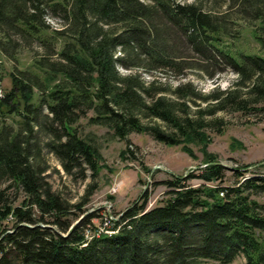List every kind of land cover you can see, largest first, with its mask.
I'll return each mask as SVG.
<instances>
[{
  "label": "trees",
  "instance_id": "obj_1",
  "mask_svg": "<svg viewBox=\"0 0 264 264\" xmlns=\"http://www.w3.org/2000/svg\"><path fill=\"white\" fill-rule=\"evenodd\" d=\"M226 1L233 12L174 0H0V53L14 63L22 50L32 55L0 97V118L20 123L0 124V264H231L240 256L244 264H264V204L255 198L264 193V177L222 186L225 168L206 151V130L224 128L206 115L264 117V0ZM231 18L252 26L261 54L237 48ZM180 48L197 54L208 77L210 67H229L236 74L231 87L202 95L191 83L169 89L143 79L139 70L183 76L192 67ZM81 119L119 140L150 135L192 158L189 145L202 147L203 167L159 182L166 188L159 204L146 210L145 193L124 211L117 234L86 242L93 215L70 229V209L81 210L97 185L88 184L81 205L70 208L48 183L44 159L52 154L67 175L77 170L86 178L89 169L98 176L102 156L78 134ZM230 147L243 144L231 140Z\"/></svg>",
  "mask_w": 264,
  "mask_h": 264
},
{
  "label": "rangeland",
  "instance_id": "obj_2",
  "mask_svg": "<svg viewBox=\"0 0 264 264\" xmlns=\"http://www.w3.org/2000/svg\"><path fill=\"white\" fill-rule=\"evenodd\" d=\"M174 1L180 4L197 3L204 9L222 11V13L233 12L228 7L230 2L226 0ZM47 21L53 27L60 26L59 20L48 19ZM227 21L233 33L239 31L238 49L252 54H261L260 46L251 34L250 27L252 26L245 25L243 21H238V18H231ZM187 48H180L179 56L188 57V63L192 68L187 69L183 76H174L169 70H158L152 74H146L143 70H139V73L145 81L149 82L155 79L166 84L169 89H173L181 83H191L202 95H208L216 89L226 90L231 87L236 79V74L229 67L219 66L223 69L219 70L220 72H216L217 70L214 72V68L210 67L208 70L212 72V76L208 77L198 70L206 66L205 63L200 64L202 62L197 61V54L190 49L187 51ZM18 55V62L14 63L0 53V96H4L12 88L11 75L19 76L17 71L27 69L32 61V55L29 51L22 50ZM120 71L123 74L130 72L124 69H120ZM168 97L172 96L169 95ZM199 104H201V107L206 106V103L203 102ZM17 107H20L19 102H17ZM191 109L194 111L196 108L191 106ZM46 112L44 110V113ZM216 119H222L224 122L223 132L216 134L209 129L206 130L209 136L206 151L215 155L216 161L225 168L221 185L231 186L237 180L242 182L244 179L255 176L264 177V117L255 114L245 116L230 110L217 112L214 116H205V121L208 123ZM152 121L161 126L163 125L160 121ZM144 122L149 123V120ZM0 124L18 129L20 123L17 117H5L0 118ZM77 129L81 137L89 140L98 148L103 160L101 163L104 166L103 169L95 179L92 178L89 169L85 172L86 178H81L77 170H74L72 175H67L57 159L52 154L46 153L44 159L48 170L45 174L53 191L66 200L70 208L72 205H81L82 198L84 199L86 196L88 184L94 181L97 185L92 195L88 197V202L79 206L81 210L70 209L72 215L69 216V219L74 222L72 225H77L83 219H86L89 214L93 215L84 226V232L86 230L92 231L95 226L99 225L101 215L110 209L112 216L118 217V219H115V233H117L119 230L116 229L124 211L132 207L134 203H139L141 200H139L140 195L142 198L147 193L146 210H148L159 204L164 196L163 193L166 191V188L159 182L168 180L173 176L183 178L188 174L197 175L195 170L203 167L202 147L193 144H190L189 147L194 153V158L182 152L179 146H166L155 141L147 134L132 133L127 140H119L112 137L107 128L89 125L86 119H81L78 122ZM231 140L242 143L243 148L231 149ZM240 168H242L241 172L244 175L242 178H237L234 172L235 169ZM114 183L121 184L118 192L114 193L115 195L110 193ZM187 184L197 186L200 181L190 179ZM255 198L259 203L264 204V193ZM123 223L125 224V222ZM99 234L106 235L105 232H99ZM244 263V258L240 256L231 264ZM205 264L217 263L205 262Z\"/></svg>",
  "mask_w": 264,
  "mask_h": 264
},
{
  "label": "built area",
  "instance_id": "obj_3",
  "mask_svg": "<svg viewBox=\"0 0 264 264\" xmlns=\"http://www.w3.org/2000/svg\"><path fill=\"white\" fill-rule=\"evenodd\" d=\"M121 187L120 183H114V185L111 187L110 193L114 194L118 192L119 188ZM222 195V194H221ZM102 217L99 219L100 223L99 225L95 226L92 231L86 230L84 232L85 241H90L91 239L95 238V236H99V232H111L114 231V219H118V217H113L111 214L110 209L106 210L102 215ZM112 218V221H111ZM120 226L116 230H119ZM85 245V244H84Z\"/></svg>",
  "mask_w": 264,
  "mask_h": 264
},
{
  "label": "bare ground",
  "instance_id": "obj_4",
  "mask_svg": "<svg viewBox=\"0 0 264 264\" xmlns=\"http://www.w3.org/2000/svg\"><path fill=\"white\" fill-rule=\"evenodd\" d=\"M0 97H1V96H0ZM114 226H116L115 219H114ZM113 230H114V231H111V232H105V233H106V235H107V236H110V235H112L113 233H115V227H114V229H113ZM102 233H103V232H102ZM100 234H101V233H100ZM100 234H99V236H101ZM97 237H98V236H97Z\"/></svg>",
  "mask_w": 264,
  "mask_h": 264
},
{
  "label": "water",
  "instance_id": "obj_5",
  "mask_svg": "<svg viewBox=\"0 0 264 264\" xmlns=\"http://www.w3.org/2000/svg\"><path fill=\"white\" fill-rule=\"evenodd\" d=\"M217 164L221 165L220 163H217ZM140 199H141V195H140V197H139V200H140ZM74 226H75V224L72 225L70 229H72ZM62 236H63V237H66L67 235H62Z\"/></svg>",
  "mask_w": 264,
  "mask_h": 264
}]
</instances>
